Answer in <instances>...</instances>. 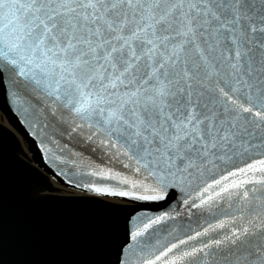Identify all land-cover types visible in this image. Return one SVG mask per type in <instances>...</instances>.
<instances>
[{
  "label": "snow or ice",
  "instance_id": "1",
  "mask_svg": "<svg viewBox=\"0 0 264 264\" xmlns=\"http://www.w3.org/2000/svg\"><path fill=\"white\" fill-rule=\"evenodd\" d=\"M0 92L92 194L22 161L32 198L115 218L103 264H264V0H0Z\"/></svg>",
  "mask_w": 264,
  "mask_h": 264
},
{
  "label": "water",
  "instance_id": "2",
  "mask_svg": "<svg viewBox=\"0 0 264 264\" xmlns=\"http://www.w3.org/2000/svg\"><path fill=\"white\" fill-rule=\"evenodd\" d=\"M0 112L7 122H0V264H103L108 259L105 238L116 223L113 215L95 200L32 198L26 181L32 173L22 161L32 167L39 161L41 171L48 169L49 181L70 190L65 177L57 173L70 172L71 165L45 159L41 138L29 127L30 117L2 92ZM22 142L29 161L19 156ZM74 192L53 195H92Z\"/></svg>",
  "mask_w": 264,
  "mask_h": 264
},
{
  "label": "rangeland",
  "instance_id": "3",
  "mask_svg": "<svg viewBox=\"0 0 264 264\" xmlns=\"http://www.w3.org/2000/svg\"><path fill=\"white\" fill-rule=\"evenodd\" d=\"M2 119V116H0V120Z\"/></svg>",
  "mask_w": 264,
  "mask_h": 264
}]
</instances>
